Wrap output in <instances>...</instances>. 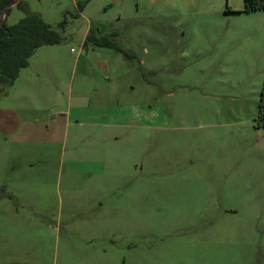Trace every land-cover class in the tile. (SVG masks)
Instances as JSON below:
<instances>
[{"label": "rangeland", "instance_id": "obj_1", "mask_svg": "<svg viewBox=\"0 0 264 264\" xmlns=\"http://www.w3.org/2000/svg\"><path fill=\"white\" fill-rule=\"evenodd\" d=\"M21 1L64 37L0 93V264H264V8Z\"/></svg>", "mask_w": 264, "mask_h": 264}, {"label": "trees", "instance_id": "obj_2", "mask_svg": "<svg viewBox=\"0 0 264 264\" xmlns=\"http://www.w3.org/2000/svg\"><path fill=\"white\" fill-rule=\"evenodd\" d=\"M13 0H0V20L2 8ZM89 0H78L79 10H83ZM20 5L27 11L16 23L8 24L7 16L12 8L6 12L5 22L0 24V93L14 83L23 67L30 62L34 51L44 44H55L63 40V34L44 20L40 13L29 10L28 5L21 0ZM229 7V5H228ZM264 8V0H245V9ZM65 19L60 25H65ZM116 34V32H113ZM96 44L117 46L108 34L102 35L95 30L87 33L84 45ZM258 125L264 127V86L259 103Z\"/></svg>", "mask_w": 264, "mask_h": 264}, {"label": "water", "instance_id": "obj_3", "mask_svg": "<svg viewBox=\"0 0 264 264\" xmlns=\"http://www.w3.org/2000/svg\"><path fill=\"white\" fill-rule=\"evenodd\" d=\"M18 1H19V0H13V1H11L10 3L6 4V5L2 8L0 24H3V23L5 22L7 9H8L9 7H11V6L17 4Z\"/></svg>", "mask_w": 264, "mask_h": 264}]
</instances>
